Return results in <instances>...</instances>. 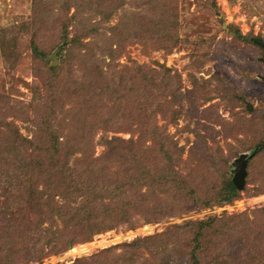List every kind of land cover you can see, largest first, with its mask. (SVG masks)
I'll return each instance as SVG.
<instances>
[{
	"label": "rangeland",
	"instance_id": "1",
	"mask_svg": "<svg viewBox=\"0 0 264 264\" xmlns=\"http://www.w3.org/2000/svg\"><path fill=\"white\" fill-rule=\"evenodd\" d=\"M257 40L264 41V0H0V173L16 159H43L27 147L28 141H48L47 126L59 128L63 136L69 127L61 107L65 111L74 103L72 94L83 74L92 80L98 68L107 75L139 65L157 71L162 80L156 96L162 91L158 102L164 113L156 115V122L165 126L171 150L179 154L174 169L193 174L194 187L203 188L208 180L217 184L229 176L236 158L264 140V63ZM164 83L171 94L161 89ZM41 96L53 97L49 107L55 113L39 126L48 105L41 107ZM102 122H93L94 146L88 150L93 158L104 152L101 136L137 137L130 131L103 132ZM198 179L202 184H196ZM2 201L1 209L16 211ZM207 218H222L219 225L229 229L222 240H209L198 252L203 264L264 260V151L248 164L245 191L231 203L153 223L135 216V228L118 225L91 241L62 247L58 254L48 253L47 246L42 251L47 256L39 260L31 259L36 252L29 253L38 247L31 250L22 243L2 252L0 264H71L107 249L114 258L95 264H122L116 257L128 252L124 245L132 242L141 243L136 245L139 264H159L158 254L151 258L156 249L168 264H188L193 233L186 229L175 238L169 232ZM243 244L247 250L240 251ZM247 251L261 258L247 259L242 256ZM228 256L242 260L226 263Z\"/></svg>",
	"mask_w": 264,
	"mask_h": 264
},
{
	"label": "trees",
	"instance_id": "2",
	"mask_svg": "<svg viewBox=\"0 0 264 264\" xmlns=\"http://www.w3.org/2000/svg\"><path fill=\"white\" fill-rule=\"evenodd\" d=\"M162 35L165 38L166 33L162 32ZM73 41L78 40L74 38ZM71 47L67 49L69 53ZM83 75L72 94L74 103L65 111L60 106L67 116L66 125L69 127L63 136H60L59 128L53 130L54 127L47 126L48 141H28L27 147L32 152L38 151L43 159L40 156L35 161L20 158L15 163L16 159L13 167L8 163L4 166L5 171L0 173V198L16 206V211L8 207L0 208V254L27 243L31 245V250L33 246L38 247L29 253L33 255L36 252L37 256L31 259L39 260L47 256L42 253L47 246L48 253L58 254L62 247L91 241L95 234L118 225L135 228V216L143 223H153L239 199L241 192L245 191L248 164L264 151V140L248 154L235 159L228 177L224 174L217 184L208 180L203 188L194 187L193 174H181L174 169L173 163H176L179 154L171 150L172 137L165 126H159L156 122V115L164 113L158 102L163 96L162 91L156 96L162 81L156 77L157 71L134 65L107 75L98 68L92 80L91 77L85 80ZM164 84L161 89L171 94L169 84ZM41 97L38 98L42 102L41 107L48 105L37 120L39 126L46 123L50 116L54 117L52 114L55 113V108L49 107L54 104L53 97ZM101 118L103 122L99 129L103 132L130 131L137 134L136 139L101 136L104 152L98 158L91 157L88 150L94 146L93 129L96 126L93 122ZM89 127L92 128L90 132ZM87 132L88 135L85 134ZM83 164L87 165L81 170ZM95 167L96 172H93ZM241 169L244 185L240 190L232 179ZM202 182L196 180L197 185ZM221 219L189 221L174 226L175 229L169 232L175 238L186 229L193 233L189 242L193 245L192 249L184 252L189 258L188 264H203L198 252L202 251L206 242L222 240L223 236L228 235V225H219ZM57 222L62 227L59 228ZM139 244H125L130 253L125 252V258L123 253L116 258H121L122 264H139L137 257L140 248L136 247ZM245 249V244L239 247L240 251ZM110 252L107 249L90 258L76 259L71 264H95L99 260L106 263L105 259L114 258ZM156 254L160 256L159 264L169 263L158 249L151 258L157 259ZM242 256L247 259L261 258L250 251L242 253ZM227 258L226 263L242 260L239 256ZM251 263L264 264V260L261 258Z\"/></svg>",
	"mask_w": 264,
	"mask_h": 264
},
{
	"label": "water",
	"instance_id": "3",
	"mask_svg": "<svg viewBox=\"0 0 264 264\" xmlns=\"http://www.w3.org/2000/svg\"><path fill=\"white\" fill-rule=\"evenodd\" d=\"M257 43H259V45L261 46V48L263 49V60L262 62L264 63V42H262L261 40H257ZM264 79V78H263ZM234 185L238 188V189H242L243 185H244V179H243V169L237 171L232 179Z\"/></svg>",
	"mask_w": 264,
	"mask_h": 264
},
{
	"label": "bare ground",
	"instance_id": "4",
	"mask_svg": "<svg viewBox=\"0 0 264 264\" xmlns=\"http://www.w3.org/2000/svg\"><path fill=\"white\" fill-rule=\"evenodd\" d=\"M73 251H76V249H73Z\"/></svg>",
	"mask_w": 264,
	"mask_h": 264
}]
</instances>
